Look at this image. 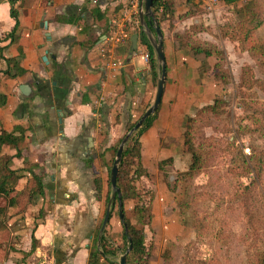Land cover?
Here are the masks:
<instances>
[{"label":"crops","instance_id":"crops-1","mask_svg":"<svg viewBox=\"0 0 264 264\" xmlns=\"http://www.w3.org/2000/svg\"><path fill=\"white\" fill-rule=\"evenodd\" d=\"M11 1L0 0V51L7 59L18 58L25 73L11 79L0 72V124L9 131L17 126L25 129L24 159L39 161L44 185V196L25 211L34 225L27 235V247L18 252L19 264H89L96 229L108 205V167L114 148L127 134L128 125L153 104L158 80L155 82L144 57L148 50L140 37L132 54L131 42L128 54L124 47L117 48L121 67L108 65L96 48L110 33L112 21L125 19L122 6L105 0L98 6L90 0H18V39L12 43L8 35L16 20ZM176 2L181 5L179 12L188 7L186 0ZM174 22L175 28L169 32L163 28L165 24L160 25L167 77L158 117L141 137L147 170L153 159H159L162 147L182 137L185 116L199 105L201 95L199 59L172 37L185 31L188 22ZM0 69H6L4 61H0ZM24 85L27 93L22 91ZM176 149L170 152L172 156L177 155ZM4 152L13 153L8 148ZM181 154L186 155L183 149ZM26 184L27 179H22L18 189ZM160 207L155 204L154 208ZM18 213L14 209L8 212L10 218ZM121 222L116 216L110 220L111 247L120 243ZM151 224L157 232L150 264H165V256L174 258L170 248L186 236V229L176 211L153 218ZM3 230L9 237L7 228ZM19 233L25 232L15 234ZM33 237L38 245L30 253ZM100 245L99 237L98 248ZM116 257L109 258L119 264ZM110 259L103 257L100 264Z\"/></svg>","mask_w":264,"mask_h":264},{"label":"rangeland","instance_id":"rangeland-1","mask_svg":"<svg viewBox=\"0 0 264 264\" xmlns=\"http://www.w3.org/2000/svg\"><path fill=\"white\" fill-rule=\"evenodd\" d=\"M199 2L186 0V5L193 3L186 10L189 9V16H194L175 19L188 22L187 29L196 25L194 29L198 31H191L186 38L175 37L183 35L188 31L186 29L172 37L181 46L185 45L186 39H191V43L212 45L221 54L208 58L204 65V56L198 57V63L202 62L198 67L201 85L199 105L193 106L191 115L185 116L181 127L185 132L188 119L194 120V142L206 151L211 164L189 182L183 174L189 170L191 155L181 154L183 137L175 138V143L162 147L159 159L150 162L147 176L136 181L141 194L139 198L149 207L141 224H145L146 242L152 249L157 232L152 229L153 218H164L173 211L179 219L184 216L183 223L180 221L185 225L186 236L171 246L172 264H255V254L264 251V170L260 171L257 166V160L264 152V90L253 84L255 80L264 82L262 59L222 37L221 27L233 18L232 6L220 2L211 14L202 9ZM258 2L264 14V0ZM214 12L219 15H213ZM210 19L214 21L211 23ZM163 24L167 32L175 28V22ZM257 43H264V24L253 35L251 46ZM245 70L250 71L248 78H251L246 84L243 83ZM217 99L222 101L218 114L199 113ZM229 141H233V145H229ZM176 146L174 152L177 155L172 156L170 152ZM238 147L245 158L239 154ZM115 155L108 171L113 166ZM246 163L249 169L252 167L262 177L252 185L249 193L243 187L251 183L254 175L241 176ZM184 200L186 204H183ZM139 204L138 198L126 204L125 213L133 224L141 226L135 216V207ZM155 204H161V207L155 210ZM31 217L25 212L11 218L8 214L0 224V241L4 244L0 250V264L20 263L18 252L27 247V235L34 225L30 224ZM4 228L10 233L9 237L5 236ZM17 231L26 235H16ZM113 238L109 236L110 240ZM123 253L119 252L116 259L119 260Z\"/></svg>","mask_w":264,"mask_h":264},{"label":"trees","instance_id":"trees-1","mask_svg":"<svg viewBox=\"0 0 264 264\" xmlns=\"http://www.w3.org/2000/svg\"><path fill=\"white\" fill-rule=\"evenodd\" d=\"M17 1L18 0L11 1V14L16 20L15 29L11 34L8 35L12 43L16 42V40L18 39L17 28L19 25V17L18 12L15 9V4L17 3ZM241 1L242 0H220L222 4L226 6H232L233 8V18L221 27V35L224 39H229L230 41L237 43L239 47L241 46L248 52L260 56L262 59L260 65L262 70L264 71V43H257L251 46L253 35L264 24V14L261 9V4L258 2V0H245L242 2V4H239ZM192 4L193 3L188 6H192ZM179 7H181V5L177 3L176 0H154L155 17L159 25L163 23H166L167 25L171 24L176 18H182L184 20L186 18L194 16L193 14L189 16V9L182 11L180 10L179 12ZM102 16V14L99 15L100 19L103 18ZM195 26L196 25L191 26L183 35H178L176 33L177 35H175V37L184 36L186 38L188 34L191 33V31L196 30L194 29L196 28ZM151 29L154 31V28ZM136 33L139 34L142 44L148 50L149 64L151 66V71L156 82L160 74L157 72L158 62L155 56L154 49L142 28H140V30H138ZM191 42H193L191 41V39H186V42H184L185 45H183V47L187 50L189 55L195 59H198L200 55L204 56L205 60H203V63L201 62L202 65L207 64L208 58L213 57L214 55H221L220 51L212 45H200ZM245 46L251 47L245 48ZM121 47L125 48V54L129 53L130 43L125 46H120V48ZM0 61H4L6 63V69L4 71L0 69L3 77L15 79L19 76L24 75L25 71L21 67V62L18 58L7 59L3 57L2 51H0ZM248 72L250 71H244V84L249 83V80L251 79L250 77L248 78ZM254 83L258 84L261 89L264 90V82L255 80L253 84ZM253 84H251L250 87H252ZM221 104L222 101L217 99L214 104L206 106L203 109L199 110V113L212 112L214 114H218V108ZM159 110L160 107L157 112L149 117L144 125L131 137L123 153V160L117 179V187L121 192V200L123 202L124 212V223L121 222V241L117 247H111L108 234V226L110 225V221L105 231L101 234L100 229L103 222V220H101L96 229L93 246L91 248L89 264H100V261L103 257H105L106 259H110L109 257H116L119 252L125 253L130 246H132V248L127 255L128 264H150L152 249L146 242V234L144 228L145 224H141V222L143 221V216L144 214H146L149 207H147L143 203V200L139 198L141 194L136 181L140 180L143 176H147L148 174L147 169L143 165L141 137L144 132L152 127L154 121L158 117ZM193 124L194 120L190 117L186 124V131L182 133V137L184 140L183 151L191 155V164L189 166V170L183 174V176L189 182L193 180L204 168H207L211 164L210 157H208L206 151L203 150L202 147H197L194 142V137L192 134ZM134 125L135 123L128 125L127 130H131ZM209 140L213 141V139ZM24 141L25 129L17 126L9 131L3 128L2 124H0V224H2L6 219L10 209L18 210L19 213L25 212L29 206L35 203V200H38L39 198H42L44 196L42 175H40L38 172V170L42 169V165L37 160L32 161L30 159H24V151L22 148V144ZM121 141L122 139L120 140V142ZM233 143V141H229V145H233ZM119 144L114 148V154L116 153ZM6 148L13 151V153H5L4 150ZM239 154L243 156L242 150H239ZM19 162H21L22 165ZM244 166L245 169L241 173V176L250 177V175H254V178L253 176L251 178V183L243 187V190H246V192L249 193L252 185H254L256 181L261 180L262 177H259V174L257 175L252 167L251 169H249V167H247V163L244 164ZM257 166L260 171L264 170V152L258 158ZM110 171L111 168L109 172ZM24 178L27 179V184L23 189L19 190V182ZM108 187L109 192L107 195L106 205L110 200V190L112 191L110 184V174ZM174 191H176V189ZM137 198L140 202V206L135 207V216L138 218V223H140L141 226H138V224H133L126 217L125 213L126 204L133 202ZM184 202L185 203L183 204H186V200H184ZM118 206L119 202L116 199V204L112 210L110 220L114 216L120 219ZM182 218H184V216L180 217L181 221ZM182 225L185 227L184 224ZM125 227L127 228L126 233ZM99 237L101 245L98 248ZM37 245L38 242L33 237L32 251H30V253L36 250ZM3 247L4 244L2 243V241H0V250ZM100 248L102 249V251L100 250ZM165 258V264H172L171 262L173 258H170V256H165ZM254 262L255 264H264V251H260L255 254ZM107 264H117V262L110 259Z\"/></svg>","mask_w":264,"mask_h":264},{"label":"water","instance_id":"water-1","mask_svg":"<svg viewBox=\"0 0 264 264\" xmlns=\"http://www.w3.org/2000/svg\"><path fill=\"white\" fill-rule=\"evenodd\" d=\"M139 19H140L141 28L146 33L147 38L154 49L158 66L160 68L159 69L160 75L157 81V89L153 104L145 111V113L141 116V118L135 123L134 127L127 132V134L124 136L123 140L121 141L120 145L117 148L113 166L110 171V184L112 188V194L110 196V200L108 202L107 209L103 218L102 226L100 229L101 234L105 231L110 221L112 210L116 204V199L119 202V206H118L119 216L121 221L124 223L123 202L121 200L120 189L117 187V179L123 160V153L134 133H136L144 125L146 120L152 115H154L159 109L165 90V83L167 77V63L164 52V41H163L164 35L155 17L154 0H143V4L139 12ZM151 28H154L155 32ZM138 40H139V35L134 34L131 38V52H130L131 54L138 49ZM44 60H46V57H44ZM22 91L24 93H27L28 87L24 85L22 87ZM126 232H127V228L125 227V233ZM131 248L132 246H130L125 253L120 255L118 260L119 264H128L127 255L131 251Z\"/></svg>","mask_w":264,"mask_h":264},{"label":"built area","instance_id":"built-area-1","mask_svg":"<svg viewBox=\"0 0 264 264\" xmlns=\"http://www.w3.org/2000/svg\"><path fill=\"white\" fill-rule=\"evenodd\" d=\"M110 4L122 6L126 11L125 19H114L112 21V29L110 33L101 40L97 45L99 54L104 57L106 63L111 67H121L122 62L117 60L116 50L120 46H125L131 42L132 32L140 30L141 24L139 12L143 4V0H105ZM202 9L207 11L215 10L220 0H199ZM91 4L98 6L101 0H90ZM132 23L135 26L132 28L128 25ZM132 28V29H131ZM145 59L149 61V54H145Z\"/></svg>","mask_w":264,"mask_h":264}]
</instances>
